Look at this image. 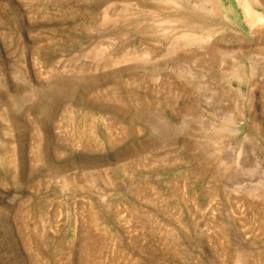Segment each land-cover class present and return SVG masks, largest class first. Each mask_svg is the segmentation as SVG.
I'll return each mask as SVG.
<instances>
[{
  "label": "rangeland",
  "instance_id": "obj_1",
  "mask_svg": "<svg viewBox=\"0 0 264 264\" xmlns=\"http://www.w3.org/2000/svg\"><path fill=\"white\" fill-rule=\"evenodd\" d=\"M0 264H264V0H0Z\"/></svg>",
  "mask_w": 264,
  "mask_h": 264
},
{
  "label": "bare ground",
  "instance_id": "obj_2",
  "mask_svg": "<svg viewBox=\"0 0 264 264\" xmlns=\"http://www.w3.org/2000/svg\"><path fill=\"white\" fill-rule=\"evenodd\" d=\"M243 9L251 23H258L260 21V15L251 8L247 1L243 2Z\"/></svg>",
  "mask_w": 264,
  "mask_h": 264
}]
</instances>
